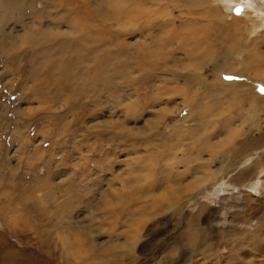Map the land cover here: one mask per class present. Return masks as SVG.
<instances>
[{
	"label": "rangeland",
	"instance_id": "obj_1",
	"mask_svg": "<svg viewBox=\"0 0 264 264\" xmlns=\"http://www.w3.org/2000/svg\"><path fill=\"white\" fill-rule=\"evenodd\" d=\"M24 1H33L36 11L48 3H52L49 4L51 7L61 3L60 0ZM137 1H144V8L165 12L161 17L149 15L145 21L160 20L162 17L165 20L174 17L178 25L194 21L201 25L203 30L200 35L206 40V47L202 50L208 54L196 63L183 59L184 51L177 49L178 39L164 43L163 51L169 59L167 62L173 61L171 65L173 63L179 72V78L173 83L184 90L182 95L174 98L176 103L163 105L165 108L160 112L165 111V114L159 118L157 129L170 137L171 144H175L177 132L183 134L187 129L188 133L196 126L193 119L197 110L182 107V98L186 96H203V100L207 99L205 102L220 101L222 107L231 106L229 113L235 108L241 109V102H245L244 118L237 117V128L234 126L231 139L239 133V144L248 134L251 139L259 138V145H263L264 22H259L260 13L256 12L260 1H254L259 6L247 4L246 1L244 4L238 3L237 0ZM48 8L44 9L43 14L38 11L36 17L43 21L45 18L52 20L54 25H64L65 21L55 16L54 8ZM140 14L143 18L144 14ZM5 15L9 14L5 12ZM261 16L264 19V14ZM12 19V16L0 18V25L15 33L14 39L1 37L0 40V264H84L93 250H88L89 246L95 247L103 258L109 259L108 250L112 244H117L120 253L118 258H111L114 261L112 264H264V223L262 230H257L260 232L258 236L261 234V246L253 244L251 239L253 229L260 221L264 222V188L258 191V181L252 186H244V183L236 188L243 182L239 179L236 185L233 184L234 189L229 188V181L236 177L240 169L237 166L233 171L226 172L227 175L224 174L230 168L228 155L223 151L226 144L217 152H209L205 148V152L201 153L204 160L212 159L210 170L214 174L224 173L218 174L219 177L200 190L188 205L187 199L181 202L186 204L181 217H171L170 210H167L159 215L161 218H156L158 221L152 225V230L144 231L129 253L128 250L122 253L123 238L120 236L116 240L110 232L113 218L117 219L118 224L113 230L118 232L126 216L112 217L106 213L108 197L103 196L110 190L111 181L118 182L109 175L111 169L117 171L126 166L124 151L119 150L116 156H109L112 142L108 133L111 132L114 117H120L119 125L125 132L142 129L141 121L135 129L131 123L126 124L123 120L125 112L113 110L116 102L109 93L89 89L91 92L88 96L76 97L75 94L58 90L52 81L50 84L43 83L46 67L34 64V59L25 52H31L28 43L39 39V36L22 35L21 22L16 24L15 19L11 23ZM121 22L124 27L118 25ZM135 22L138 23V20ZM108 24L114 31H127L132 21L124 18ZM53 69L56 73L52 80L61 73L65 77L68 71L64 64L56 65ZM38 71L40 74H37ZM35 72L37 75H33ZM137 72L139 82L116 84L115 90L120 98L127 97L129 90L135 92L136 88L137 93H150L151 83L158 77L151 78ZM189 76L198 78L197 82L189 81ZM76 82L79 89L87 85L78 77ZM238 83L242 85L238 86ZM162 86L166 85L158 84V87ZM217 87L221 88L218 92ZM38 89H42L43 94ZM232 96L237 98V103L233 105L229 101ZM252 97L258 99L257 104ZM247 98H250L249 101ZM248 102L255 107L254 112H251L253 107H249ZM189 108L191 114H188ZM95 110L99 113L97 118L92 116ZM128 118L130 116H127L129 122ZM204 133L203 137L211 132ZM193 134L190 133L191 136ZM219 140H223V137ZM176 141L180 154L187 140L179 134ZM203 143L196 141L195 146H205ZM237 143H234L235 146ZM234 144L229 145L232 147ZM263 150L264 147L254 153L252 157L255 161L260 159L257 153ZM254 151H248L239 159L240 166L250 161L248 158ZM196 154L198 152H193V156ZM141 177L146 185L150 178L148 171ZM47 191L48 196L45 197ZM203 206L200 216L193 219ZM194 234L198 239L191 237Z\"/></svg>",
	"mask_w": 264,
	"mask_h": 264
},
{
	"label": "bare ground",
	"instance_id": "obj_2",
	"mask_svg": "<svg viewBox=\"0 0 264 264\" xmlns=\"http://www.w3.org/2000/svg\"><path fill=\"white\" fill-rule=\"evenodd\" d=\"M21 1L23 2L21 3ZM60 1L59 5L55 4L51 7L52 3H48L47 6L45 5L46 7H42L38 11L43 14L46 8H54L55 16L60 18V20L63 19L65 21L64 25H59L58 22V25H54L52 20L45 18L43 21V19L37 18L36 13L38 11H36L37 8L33 1L26 2L24 0L0 1V13L2 15L0 18H5V16L11 18L12 16L11 23L13 20L15 22V19L16 24L21 22L23 27L22 35L39 36V39L31 40L28 43L31 52L23 51L30 54L29 56L34 59V64L39 67H46V70L44 69L45 77L42 78L43 83L50 84L52 81L54 82L53 85L59 88L58 90L62 89L64 93L75 94L76 97L88 96V93L91 92L89 89H93L97 93H109L110 97L114 98L116 102V105L112 106L113 110L125 112L123 120L126 124L131 123L132 128L135 129L141 121L142 129L125 132L119 125L120 117H114L112 118L114 122L111 132L108 133V137L112 142V144L110 143L109 156H116L119 150L124 151L122 153L126 166L124 167L125 169L117 171L111 169L109 175L112 176L111 178L118 180V182L113 181L112 183L111 181L110 190L103 196V198L108 197V207L105 208L106 213L112 217L114 215L116 217L126 216V218H123L124 220L119 217L124 223L120 220L123 225L118 232L113 230V228L118 227L117 219L113 218L110 232L111 237L116 240L120 236L123 238L122 253L126 250L129 253L134 245L139 242L140 236H143L144 231H149L152 225L158 221L156 218L166 213L167 210H170L171 217H181V212L186 205L181 202L187 199L188 205L189 201L200 190L209 185L213 179L218 178V174L224 173L214 174L210 170L212 159L204 160L201 156V153L205 152V148L209 152L210 150L217 152L220 147L226 144V148L224 147L223 151L228 155L229 161L227 162L232 169H227L224 174L227 175V173L236 169L237 166L240 169L236 177L229 181V188L232 187L234 189L235 186L233 184L236 185L238 179L243 180V182L238 184L236 188H239L244 183V186H252L257 181L258 191L264 188V150L257 153L259 160L255 161V158L252 157L254 153L256 154L258 150L264 147V144L259 145L261 142L259 138L256 140L251 139L248 134H245L239 144L237 143L239 133L231 139V135L235 131L234 126L237 128V117L244 118L245 109L243 108L245 102H241V109L235 108L236 105L233 107L235 108L234 111L229 113L228 110L231 106L222 107L223 103L220 101L215 103L213 101L205 102L207 99L203 100V96L200 97L198 95L182 98V107L186 108L189 106L191 109L194 107L197 113L193 119L196 126L191 131L187 133V129L184 128L186 130L183 134L182 132L174 134L176 140L179 139V134L184 135L187 140V144H183L180 154H178L176 147L177 141L175 140V144H171L170 137H166L162 131L157 129L160 122L159 118L165 114V111L160 112L164 107L163 105L176 103L174 98L179 94L182 95L181 93L184 90L182 86L174 85L173 81L179 78V72L173 63L171 65L173 61L167 62L169 59L164 54L163 48L166 46L165 44L178 39L179 42L178 40L176 42L177 49L184 51L183 59L195 63L202 61L208 53H205L206 50L204 52L202 50L206 47V40L204 36L200 35L203 30L201 25H197L194 21H182L184 23H179L178 25L174 17L169 20H165L166 18L162 17L160 20L145 21L149 15L161 17L160 15L165 12H162V10L158 13L154 9L144 8V1ZM238 1L243 2V4L246 1L247 4L257 5L254 3L255 0ZM258 1H260L261 5H257L259 7H257L256 12L260 13L259 22L262 24L264 22L261 16L264 14V0ZM5 12L9 15H5ZM140 13L144 14L143 18ZM35 17L36 20L34 21ZM51 17L53 16L51 15ZM124 18L132 21V24L126 29L127 31H114L111 24H108L110 21L115 20L118 22ZM141 19L142 21L139 22ZM137 20L138 23L135 22ZM118 25H123L124 27L122 22ZM14 29L16 30V28ZM14 34L10 28L0 25V40L2 39L1 37L14 39ZM43 39L45 40L43 41ZM22 42L25 43L23 40ZM200 52L204 53V56ZM200 57L202 59H199ZM60 64L67 66L68 71L65 73V77L61 73L60 76L52 80L51 77L56 73L53 67ZM137 71L151 78H154V76L158 77V79L153 80L154 83H151L152 89L150 93L146 95L137 93L136 90L138 89L136 88L135 92H133V89V91L129 90L130 93L128 92L127 97L123 96L120 98L115 90L116 84L121 82L125 84L126 82L128 85L133 81L139 82L137 81L139 80L138 75L135 74ZM168 73L169 75H164ZM37 74H40L39 71ZM37 74L35 72L33 75ZM262 76L264 78L263 73ZM77 77L80 81L87 82L83 89H79L77 86ZM189 77V81L197 82L198 78ZM156 80L158 83H156ZM159 83H164L166 86L158 87ZM167 83L169 84L167 85ZM237 85L240 86L242 84L238 83ZM55 86L54 88H56ZM220 89V87H217V92ZM39 91L40 94H43L42 89H38ZM249 99L247 98V101ZM257 100V98L252 97V101H255V103ZM229 101L230 103L232 102V105L233 103L236 104L237 98L229 97ZM249 103V107H253L251 112H254L255 107ZM190 108L188 114H191ZM237 110L239 111L237 112ZM241 111V115H237ZM93 113L95 114L91 115L97 118L99 114L97 110ZM127 116H130V119L128 118L129 122L127 121ZM216 117H219V119ZM205 131L211 133L203 137L202 135L205 134ZM190 133H194V136H191ZM201 136L203 137L202 139ZM222 137L223 140H219ZM181 140L183 139L181 138ZM199 140L204 141L203 145L205 146H195L196 141L199 143ZM234 143H237L236 146ZM229 144L234 145L231 147ZM195 149L198 151H195ZM252 149L255 151L250 154V158H248L250 161L240 166L241 162H239V159L243 158L244 154ZM193 152H198V155L193 156ZM145 171H148L150 177H148L149 180L146 185L143 182L145 179L141 177ZM229 188L226 186V189ZM203 210L204 206L199 208L193 219L199 217ZM118 223L120 222L118 221ZM263 223L260 221L252 232V242L258 247L261 246V234L258 236L260 232H257V230L260 228L262 230ZM190 231L192 232L193 230L190 229ZM144 236L146 235L144 234ZM193 236L194 239H198L195 234L191 237ZM256 245L255 247H257ZM89 247L88 250L93 248L91 257L85 260L84 264H112L114 262L112 260L118 258V255L120 256L117 244H112L109 247V259L103 258L99 250H95V247Z\"/></svg>",
	"mask_w": 264,
	"mask_h": 264
},
{
	"label": "crops",
	"instance_id": "obj_3",
	"mask_svg": "<svg viewBox=\"0 0 264 264\" xmlns=\"http://www.w3.org/2000/svg\"><path fill=\"white\" fill-rule=\"evenodd\" d=\"M14 140V139H13ZM48 177V176H47ZM48 190V189H47ZM48 196V191H47V194L45 195V197H47ZM44 199V198H43ZM43 199H41L42 201H43ZM34 207L36 206V205H33Z\"/></svg>",
	"mask_w": 264,
	"mask_h": 264
},
{
	"label": "snow or ice",
	"instance_id": "obj_4",
	"mask_svg": "<svg viewBox=\"0 0 264 264\" xmlns=\"http://www.w3.org/2000/svg\"><path fill=\"white\" fill-rule=\"evenodd\" d=\"M226 79H231V77H226Z\"/></svg>",
	"mask_w": 264,
	"mask_h": 264
}]
</instances>
